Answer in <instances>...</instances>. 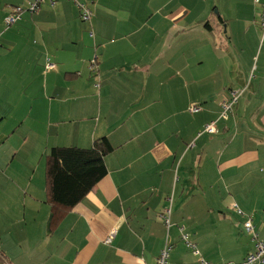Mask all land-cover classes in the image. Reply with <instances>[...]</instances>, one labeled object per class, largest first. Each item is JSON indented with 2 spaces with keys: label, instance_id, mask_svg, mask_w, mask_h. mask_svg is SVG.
Instances as JSON below:
<instances>
[{
  "label": "crops",
  "instance_id": "1",
  "mask_svg": "<svg viewBox=\"0 0 264 264\" xmlns=\"http://www.w3.org/2000/svg\"><path fill=\"white\" fill-rule=\"evenodd\" d=\"M30 1L0 0V68L9 64L23 91L31 88L29 105L15 101L2 117L0 256L8 264H156L169 243V264L243 260L253 241L234 204L264 239L260 6L79 0L93 11L86 23L72 0H46L5 28L10 9ZM237 90L234 112L204 133ZM195 105L202 110L189 111ZM102 137L114 148L107 174L50 228L45 153Z\"/></svg>",
  "mask_w": 264,
  "mask_h": 264
},
{
  "label": "trees",
  "instance_id": "2",
  "mask_svg": "<svg viewBox=\"0 0 264 264\" xmlns=\"http://www.w3.org/2000/svg\"><path fill=\"white\" fill-rule=\"evenodd\" d=\"M113 150L107 137H102L93 140L89 148L55 146L45 153V191L46 200L51 205L50 228L105 177L108 172L105 157ZM3 257L0 256V261H5Z\"/></svg>",
  "mask_w": 264,
  "mask_h": 264
},
{
  "label": "built area",
  "instance_id": "3",
  "mask_svg": "<svg viewBox=\"0 0 264 264\" xmlns=\"http://www.w3.org/2000/svg\"><path fill=\"white\" fill-rule=\"evenodd\" d=\"M72 1L76 4L79 10V13H80L79 16L81 17V19L85 22H91L92 17H93V11L90 8V6L87 3L81 2L79 0H72ZM45 2L46 0H32L28 2V5L26 6H21V5L13 6L10 9L9 13L5 16V18H3L4 24L6 25L7 28H9L10 26L17 23L22 18V15L25 12H29L33 14V13L40 11L42 4ZM254 2L257 5H259L261 9L258 21L262 29V32L264 33V0H254ZM54 3H55L54 0H50V5H54ZM54 66L55 64L51 62L50 60H48L46 67L48 69H54L55 68ZM92 67L94 68L95 66L93 65ZM241 94H242L241 90L232 91L230 96L227 99L222 100V102L220 103L221 111H220L219 117L217 118V120L212 121L204 126V130H203L204 133L207 132L210 134H214L218 132L217 121L219 119L229 118V116L234 112V108L238 104ZM200 110H201V106L195 105L191 107L189 111H192V113H197ZM233 209H235L241 215H246L242 211V209L239 208L237 204L233 205ZM163 218H164L165 224L169 226L170 210H167L165 212ZM244 228L246 232L252 236L253 249L247 253V255L244 257L243 260L239 262L225 261V262H221L217 264H264V239L261 238L260 235L258 234L252 215H246V220L244 222ZM181 231L183 232V228H181ZM181 237L183 241L186 243V245L195 254L197 255L200 254L197 248V245L190 240L189 235L183 232ZM108 242H110L109 239H108ZM171 248L172 247L169 243L165 244L164 248L162 249V251L160 252L157 258L156 264H169V256H170L169 253H170ZM200 259H201L200 264H213L209 260H206L203 258H200Z\"/></svg>",
  "mask_w": 264,
  "mask_h": 264
},
{
  "label": "rangeland",
  "instance_id": "4",
  "mask_svg": "<svg viewBox=\"0 0 264 264\" xmlns=\"http://www.w3.org/2000/svg\"><path fill=\"white\" fill-rule=\"evenodd\" d=\"M216 9L217 8L213 9L214 13L216 12ZM0 15L2 17V13ZM5 28H7L6 25ZM2 42L3 39L0 40V45H2ZM211 60H213V58H211ZM9 68H11L9 64L7 65V67L1 65L0 68V128L6 125V123H4L6 121V118L3 119L2 117L5 113L10 112V110L14 107V104L16 103L15 101H18L17 103L21 107H27L29 105L27 104L29 103V100L27 99V95L31 91V88H26L25 91H23V84L21 83L20 79L16 78L13 74V70L9 71ZM18 97L20 98L18 99ZM18 104H15L16 105L15 107H17ZM11 118H13V116L7 117V120H10ZM246 215H251V214H246ZM246 215H244L245 218ZM247 235L251 236L249 233H247ZM0 264H8V263L5 261H0Z\"/></svg>",
  "mask_w": 264,
  "mask_h": 264
}]
</instances>
